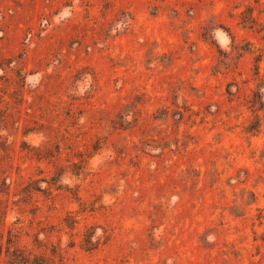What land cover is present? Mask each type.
<instances>
[{
	"label": "rangeland",
	"instance_id": "374dc122",
	"mask_svg": "<svg viewBox=\"0 0 264 264\" xmlns=\"http://www.w3.org/2000/svg\"><path fill=\"white\" fill-rule=\"evenodd\" d=\"M259 92L264 0H0V264H264Z\"/></svg>",
	"mask_w": 264,
	"mask_h": 264
},
{
	"label": "trees",
	"instance_id": "16d2710c",
	"mask_svg": "<svg viewBox=\"0 0 264 264\" xmlns=\"http://www.w3.org/2000/svg\"><path fill=\"white\" fill-rule=\"evenodd\" d=\"M254 20V19H252ZM263 93L262 92H259V94L257 93L255 99H253V103H263L264 99L262 97ZM93 234L90 235V237H92ZM3 238H4V235L1 233L0 234V247L2 248L3 246ZM10 240H11V237H9L7 239V242L10 243ZM92 239H87V242L91 244V241ZM95 247V244L94 245H91V247L89 248H93ZM12 256H13V259L15 262H20V263H23V264H51L49 263L48 259L44 256H41V255H37V254H33L32 256V253H29V254H26L25 252L23 251H19V252H14L12 253Z\"/></svg>",
	"mask_w": 264,
	"mask_h": 264
}]
</instances>
